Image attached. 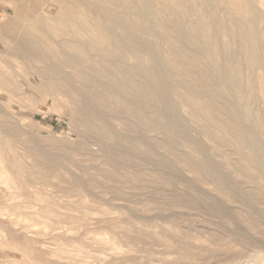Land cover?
I'll use <instances>...</instances> for the list:
<instances>
[{"label":"bare ground","instance_id":"bare-ground-1","mask_svg":"<svg viewBox=\"0 0 264 264\" xmlns=\"http://www.w3.org/2000/svg\"><path fill=\"white\" fill-rule=\"evenodd\" d=\"M77 1H78L77 3L79 4L78 7H75L74 9L71 10L68 7V10H70L74 15H77L78 17L74 19L70 18V11H67L66 16L63 17L62 19V22H64V24L68 26V28H70L71 30L68 31L66 29V31H63V35L60 37L45 33L43 28H41L38 25L36 27L40 29V31H44V33H41V35L34 34L30 30L29 31L27 30V32H25L23 35L22 34L19 35L18 33L19 31L17 33L14 31V34L16 33L19 36L15 35L16 37H13L9 47L10 50L15 54L14 56L16 57L18 56L19 59H20L19 56H22L24 58H32L37 63L44 64L45 71H43V73L45 74L42 75H45L44 77L47 76V78L50 77V79H52L53 81L57 80L54 83H51L49 81L50 83H45V85L48 88L52 89L56 94L57 93L61 94L62 83L60 81L62 80L63 83L66 82L68 79L67 76L75 75L80 80V84H79L80 86H78V88L75 89V93L73 95L74 97L72 98L73 112L75 119L77 120L78 123L77 125H79L78 127L79 137L81 138L80 139L81 141H79L76 144L75 148H73L75 155L78 157L89 158V160L90 158L95 160L104 159L103 161H101L104 164V167L100 166L101 163L97 165L98 167L95 166L97 168L96 175L103 177L105 176L108 179L110 178V180L115 183V185L112 186V190H114L115 192L119 190L115 188L117 187L116 186L117 183L124 184L126 182V184H128L129 182L133 185L136 184L135 186L132 185L133 190L134 187L138 185L141 187L143 184H145L144 182L146 179L144 176L147 175H144V172H142L143 170L140 167L142 166L140 165V162L148 161L149 162L148 164L150 165L149 168L151 174L150 179H152V181L153 180L158 181L159 179L161 180V178L158 179L157 177H161V175H163V177L165 176L166 181L164 182L163 179L162 181L164 182L165 185L169 186L170 189L172 188L173 191L175 192L174 197L176 204H183V205L189 204L198 207L199 210L201 209L204 210L207 214H209V216H213V218L217 217L222 220L230 219V221L232 218H234L233 215L235 209L236 211L241 210V212L238 211V213H241L239 214L238 218L242 217L240 218L242 220L245 219V217L251 218L253 221L252 223L254 225H251L252 223L250 225L254 226V228L256 226H260L261 224L259 225V223L261 222L263 225L264 222V0H108V2L110 1L109 3H113L115 6H117V8L119 7L120 11L117 8L115 9L103 5L100 2V0H77ZM63 2L64 1H62V3ZM54 6L55 5L53 4L52 7ZM36 11L38 10L36 9ZM28 13L30 14L31 12ZM29 14H27V18ZM35 14L38 15L37 13ZM71 25L73 28L70 27ZM14 26L16 25H13V27ZM17 29H13V30H17ZM154 39H156L157 41H155ZM163 45L166 46L165 51H163V49L161 50V46L164 47ZM36 74L38 75V73ZM5 82L6 81L4 78L3 80L0 79V92H3V88H4L3 84ZM67 86L72 88L69 85ZM68 87H66V89ZM256 97L262 99V101L260 100L262 102V106L259 105L258 108L254 107L255 101L257 99ZM15 128L13 126H10V124H6L4 120L0 121L1 185L2 183H4L6 186H8V188L11 191L9 193L7 192L5 193L10 194L12 198L13 197L17 198L19 196L20 197L22 196L24 198L25 200V201L23 200L24 203L19 201L21 199L20 197L17 198L19 200L18 202H16L17 204L14 205L15 207L23 208L25 207L24 204L25 205L27 204V206H29L31 202H37L36 204L40 203L37 209L38 213L45 215H47L48 213L54 214L55 208L49 202L47 198L48 196L45 197L44 195L45 193H43L40 189L35 190L36 186H33L37 183L38 184L42 183L45 186L47 184L50 185L52 184V182L50 183V180H48L49 178H47V176L40 175V178L37 177V175H39L40 173H38L39 171L34 170L36 166H40V169L47 168V170L51 168V165L48 162H46L47 152L41 150L42 148L39 149L40 147L36 148L37 146L33 148L27 146L26 144L27 142L23 139L20 131ZM193 130L196 131L197 135L195 136L197 137L192 135V133L195 132ZM159 149H161L160 150L161 152L159 151ZM162 149L165 150V153L166 154L168 153L169 155L168 156L163 155ZM51 155L52 154H50V156ZM25 157L26 158L28 157V159L29 158L32 159L33 157V160L35 159L34 164L29 163L27 161L28 159L24 160ZM50 160L52 161V159ZM52 162H54V160ZM120 167H123V171L120 170L122 169ZM147 169L145 170L147 171ZM41 171L43 172V170ZM52 172L53 174H55V176L61 174V173H57L58 171L57 172L52 171ZM188 174L190 175L192 174V177L188 176ZM8 178H10V180ZM57 178L59 177L57 176ZM177 182L180 183L183 182L186 189L185 190L183 189L181 191L180 189H177L176 187ZM70 183L74 187L76 196L78 197L77 200H79L81 203H84L87 188L83 187L82 183L78 181V178L77 179L73 178L70 181ZM194 183H196V185L201 183L204 186L211 185L209 186L210 188L207 186L206 187L209 189H211L212 187V191L216 193V196L217 195H220V197L222 196V198H224L226 203L222 202L221 200H218V197H216L215 195L211 196L212 193L211 195L209 193L205 194L204 191L203 192L201 191L202 190L201 188H200L201 190L199 189V187L202 185L194 186ZM42 184H40L41 187ZM102 185L104 186V184ZM37 186L39 187V185ZM196 187H198L199 190ZM100 188L102 187L100 186ZM146 188H148L147 185ZM9 189L7 190L9 191ZM160 189H163V187H161ZM108 192H110V190ZM108 192L106 191V193ZM101 193H97V194L95 193V194L102 195ZM168 196L169 195H167V197ZM98 197L101 199L103 196L102 197L98 196ZM170 198L171 200H173L172 199L173 197ZM9 199H11V197ZM49 199L51 200V198ZM12 201L14 202L13 199ZM173 202L172 205L174 204ZM228 202L233 205L231 206L230 204H227ZM5 203L7 204L6 201ZM11 205L13 206V203ZM88 205L89 204H87V208ZM3 206H5V204ZM14 206L12 207V209H15ZM155 206L157 205L155 204ZM179 206L181 207V205ZM146 208L144 210H146ZM188 208L186 207V210ZM7 209L11 210L10 207L8 208V206H6V210ZM6 210L4 211L6 212ZM81 210L83 212V208ZM142 210L140 212L143 213ZM174 210L175 209H173V211ZM11 211L8 212L11 213ZM31 211H33L32 207H31ZM150 211L152 212V210ZM163 211L165 210L163 209L162 212ZM2 212L3 210L0 212V214H2ZM147 212L149 213V211ZM168 212L170 213L171 211ZM20 213L21 212H19V215H21ZM146 213L144 212L145 215ZM196 213L197 212H195V214ZM81 214L85 215L84 213ZM195 214L192 215L195 216ZM11 215H13V213ZM153 215L156 214H152V216ZM160 215H162V213ZM205 215L206 214L204 213V216ZM23 216L25 215L23 214ZM141 216L142 215H140V217ZM157 216L159 217L158 219L159 221L161 217L159 215ZM87 217L86 219L88 221L89 219L91 220V218H89V215ZM158 217H154V219ZM172 217L173 216H171L170 218ZM61 218H63L65 222H68L70 224V228L76 227L79 224V222H81L82 219L65 213L63 216H61ZM136 218L138 217L136 216ZM7 219L8 218L6 217V220ZM41 219H43V217H41ZM86 219H84V221ZM172 219H176V218H172ZM240 219L238 220L239 222ZM139 220L136 223H138ZM150 220L151 222L153 221V219ZM9 221L11 222V220ZM102 221L100 223H102ZM106 221L104 223L105 225H106ZM141 221L140 223L144 222ZM158 221H156L157 223L154 222L156 223V225L154 226H158L157 224L161 222ZM97 222L95 221L96 224ZM218 222L220 221L218 220ZM132 223L134 224L135 222ZM246 223H242V224L243 225L245 224L246 226ZM63 224L61 226H63ZM147 224L150 223L147 222ZM175 224L177 225L178 223ZM175 224L173 225L175 226ZM210 224L211 223H209V226H212L214 223H212V225ZM55 225L57 226V224ZM114 225H115L114 223L111 224L113 228ZM141 225H144V223ZM159 225L161 226L163 225V223ZM168 225L170 227L171 224L169 223ZM138 226L140 227V225ZM138 226L136 225L137 228ZM147 226L145 225L141 226L143 227L141 229H144V227L150 229L153 228L152 226L151 227L150 226L147 227ZM216 226L217 224L215 225V227ZM229 226L232 225L229 224ZM247 226L248 228L250 227L249 224ZM4 227H6V225ZM133 227L135 226L133 225L129 229ZM49 228H52V226ZM167 228L165 226L164 228H159L160 230L158 229L159 230L158 231L156 230L157 228L155 229L154 227V230H151V232H146V229L145 231L143 230L142 232H139L140 231L139 230L138 232L141 235L140 236L141 238L140 237L139 238L142 239L143 242L152 241L153 244L156 243L157 246L156 248L162 253H166L168 252L169 249L171 250V248H173V244H174L173 242L176 241V240L173 241L174 239L173 237H172L173 239L169 237L171 240L166 236H165L166 238L164 237V232L167 230ZM183 228L181 227V229L180 228L179 229L182 231ZM129 229L128 231H131L135 228L131 230ZM172 229H174L173 231L176 233L180 231L177 230L178 231L177 232L174 227ZM191 230L192 228H190V231ZM249 230L252 233L251 235H254V233H256L255 230H251L250 228ZM190 231L189 229L186 230V232H190ZM208 231L209 229L207 230V232ZM210 231H214V230L210 229ZM218 231L216 232V234L218 233ZM236 231H240V230L236 228L235 232ZM245 231H247V229ZM161 232L163 233V236L162 234H160ZM133 233L135 234V232ZM133 233H130L132 234V236H129L130 234L128 235V239L126 238L127 250L126 251L120 250L121 251L120 254L114 253L120 255V257H118L119 259H117V257L113 258L118 260V264H153L157 262L159 263L160 258L161 260H163V257L165 255L167 256L170 255L169 256L171 257L170 259L174 260L172 258L173 256H171V254L169 253L163 254V256L159 255L161 256L160 258L156 257L154 255L156 251L154 252V250L152 252H149L147 256H143L146 255L144 254L146 253L145 251L146 249L144 248L146 246L142 245V247L144 246L143 248L139 247V244L137 246L136 245L137 243L135 244V242H139V240L137 241L136 239L137 233H136V237L133 236ZM193 233H194L193 231L190 232V234ZM210 233L208 234L210 235ZM226 233L228 232L226 231ZM179 235H182V237L180 236L179 239L180 242L179 241L175 242L177 244L179 242L178 248H181L180 245H182V247L183 245L184 247L185 245H187L186 247H188L189 245L185 244L189 239L188 235L183 236V234L180 233ZM179 235H177V237ZM197 235L198 234H196L194 239L190 237L189 240L193 239V242L196 243L199 240L205 241L201 239V237L204 238L203 234H201L202 235L201 237L200 235H198L200 238L197 237ZM219 235H221V233H219L217 236L219 237ZM237 235H241V234H237ZM260 235H262L263 239L259 238L258 236L251 237L249 235L248 237H245L243 235L239 237H242V244H244L246 248L247 246L250 245L255 246L257 248L258 247L264 248L263 228L260 231ZM227 236L225 237L224 235L223 238L225 239L219 238L220 240H222V243L223 241H225V243H223L225 245L227 244L226 243ZM57 237L61 238L62 236L59 235ZM113 237L114 236H112V238ZM196 237L198 238V240L195 239ZM62 239L64 238L62 237ZM236 239L237 241L241 240L239 238ZM216 240L213 241L208 240L210 241V244L208 243V246L211 245L212 242L214 241L216 242ZM227 240H230L229 237ZM98 241H99L98 243L104 244L102 238L99 239ZM217 242H221V241L217 240ZM6 243L7 242L0 241V246L5 245ZM205 243L206 242H204V244ZM200 244L202 245L203 242ZM236 244L234 243V246L233 245L232 246L235 247ZM118 245H120V243ZM195 245L196 244L194 243L193 246L194 248ZM217 245L214 246L218 248ZM116 246H114L115 249ZM224 246L223 247L221 246L219 248L228 249V248H224ZM238 246L234 248L236 249V251ZM148 247L150 248L151 245ZM186 247H185L186 250L190 248V247L189 248ZM215 247L212 249L211 247L209 248L205 247L207 249L204 250L205 251L208 249L213 250L216 249ZM240 247L238 249H240ZM242 247L243 248H241V250H244L245 249L244 246ZM29 248L32 247L30 246ZM34 249L35 250L32 251H35L34 253L37 256L34 257L32 255L34 259L32 262L30 261L31 264H76L77 262L76 260L78 261L81 260V258L80 260L78 258L76 259V257L72 258V256H69V253L68 255L66 254V256H64L63 253H62L63 255L59 254L62 251L64 252V250L60 251L61 249H58V251L41 250L38 248V246L37 248ZM185 249H183V251ZM147 250L149 249L147 248ZM158 250L157 253H159ZM179 250L177 251L179 252ZM231 250L235 251L233 249ZM2 251L3 250H1V252ZM106 251L109 252V250L107 249ZM16 253L18 254V252ZM238 253L241 252H237V254L234 253L235 254L234 256L239 255ZM52 254L54 255V257L51 256ZM78 254L81 255V253ZM172 254H174V252ZM201 254L204 255L203 251ZM156 255L158 256V254ZM175 255H177V253ZM222 255L221 257H223ZM254 255H250V256L251 257L253 256L255 257V259H258L256 258L259 257L257 256L258 254L256 256ZM219 256L217 255V259ZM191 257L189 259L192 260ZM215 257L216 256H214V258ZM86 258L84 257L82 260ZM164 258L166 260V256ZM209 258H211V256L208 257L207 259ZM225 258L228 259L227 256ZM89 259H91L90 256ZM93 259L94 258L92 257V260ZM189 259L188 261L187 260L185 261L189 262L190 261ZM194 259L195 258H193L192 261H194ZM226 259L225 261H227ZM95 260L97 261L96 257ZM109 260L112 261V259ZM17 261L19 262V260ZM98 261L103 263V260L102 261L98 260ZM87 262L88 261H86V263ZM96 263L98 262H95V264ZM170 264H172V262Z\"/></svg>","mask_w":264,"mask_h":264},{"label":"rangeland","instance_id":"rangeland-1","mask_svg":"<svg viewBox=\"0 0 264 264\" xmlns=\"http://www.w3.org/2000/svg\"><path fill=\"white\" fill-rule=\"evenodd\" d=\"M22 1V2H21ZM62 1H64L62 3ZM69 2V3H66V2ZM51 2V3H50ZM73 2V3H71ZM78 1L77 0H0V79L3 80V78L5 79L6 82L8 83H4L3 86V92H0V121L1 120H4V122L6 124H10V126H13L15 129H18L23 137V139L27 142V146L33 148V147H40L39 149L41 150H44L45 152H47V155L50 156V154H54L52 157L50 156H47L46 155V162H48L50 165H51V168H49L47 170L46 169H40V166H36V168L34 170H37L39 171L38 173H40L39 175H37V177L40 178V175H44V176H47V178H49L48 180H50V183L52 182V186L50 184H47L46 186L43 185L42 183H37L33 186H36L35 187V190L36 189H40L43 193H45V197L48 198L49 202L52 204V206H54V214L53 213H48L47 215L45 214H40L38 213V207L40 205V203L36 204L37 202H31L29 206H27V204L24 206L25 207H15L14 205L17 204L16 202H18L19 197L17 198H12V196L10 194H7L9 193L11 190L8 188V186H6L4 183H2L1 185V182H0V212L3 210V212H5L4 210H6V206H8V208L10 207L11 210H8L9 212L11 211V213H9L7 210L5 213L2 212V214H0V239H3V240H0L1 242H7L5 245H2L0 246V264H31L30 261L32 262L34 257H36L37 255H35V251H32V250H35L34 248H38L41 249V250H57L58 249H61L60 251L64 250V252H58L59 254H64V256H66V254L68 255L69 253V256H72L73 257H76V259L78 258L80 261L76 260V264H95V262H98L96 264H103L104 261L105 263L104 264H118V260L119 259L118 257H120V255H117V254H120L121 251H126L127 250V239H128V235L130 233H133L135 232V234L133 233V236L136 237V233H137V241L139 240V242H135V244L138 246L139 244V247H142V245L146 246L144 247L146 250V255H143V256H147L149 254V252H152L154 250V255L156 257H161L159 255H162L163 254H171V256H173L172 258L175 260H172L170 259L171 257H169L170 255H165L166 256V260H165V256L163 257V260H161L160 258V261L159 263H153V264H163V263H168L170 264L172 262V264H176L178 261L177 264H184L188 259L191 257L192 260L193 258L194 261H192L191 259H189L190 263L189 262H186L187 264H264V248H261V247H255V246H247V248L245 247L244 244H242V237H239V236H245V237H248L249 236H258L259 238H262V235H260V231L261 229L263 228L264 229V222H263V225H262V222L259 223V225L261 226H256L254 228V226H251V225H254L252 222V219L251 218H246L245 219H240L242 217H239V214L241 213H238L241 212V210H237L235 209L234 211V215L230 221V219L227 221L226 219L222 220L220 218H217V217H214L213 216H209V214H207L204 210H199L198 207H195V206H192V205H189V204H176L175 203V192L173 191V189L167 185L164 184V182L166 181L165 180V176L163 177V175H161V177H157L158 179L161 178V180L158 182L157 180H153L150 179V165L148 164L149 162H140V166L142 168V172H144V175H147V176H144L145 179V184L144 187L143 185L140 187L136 186L134 187V190H133V184L129 183L126 184V182L123 184V183H117L115 187L118 191V193H116L114 190H112V186L115 185L114 182H112L110 180V178L108 179L107 177H103V176H99V175H96L97 171H96V167H98L97 165L101 163V167H104V164L101 162L103 160H95V159H91L89 160V158H83V157H78L75 155L74 153V149L76 144L81 141L80 137H79V125H77V120L75 119V116H74V112H73V106H72V98L74 97V93H75V89L78 88V86H80V80L75 76H67L68 79L66 82L63 83V81L61 80L60 82L62 83V91H61V94L59 93H55L52 89L48 88L45 83H54L56 82L57 80H52L50 79V77L47 78L44 77L45 75H42V74H45L43 73V71H45V65L44 64H41V63H37L34 59L32 58H24L22 56H19L20 59L18 58V56H14L15 54L10 50V44H11V40L13 39V37H16V36H19L20 34H24L25 32H27V30L29 31H32L34 34H37V35H41V33H47V34H50V35H56V36H62L63 35V31H66V29L69 31L71 30L70 28H68V26H66L64 24V22H62V19L63 17L66 16V12L67 11H70L71 9H74L75 7H78ZM100 2L105 5V6H109L111 8H117V6H115L113 3H109L108 0H100ZM19 3V4H17ZM50 4V5H49ZM55 5L54 7H52V5ZM64 5V6H63ZM67 8H66V7ZM31 7V8H30ZM34 7V8H33ZM68 7L70 10H68ZM19 11H18V10ZM36 9L38 11H36ZM41 9V10H40ZM66 9V10H64ZM119 11H120V8L118 7L117 8ZM30 10V11H29ZM35 13H37L38 15H36ZM17 11V12H16ZM16 12V13H15ZM20 12V13H18ZM28 12H31L30 14ZM23 13V15H22ZM26 14V16H25ZM27 14L28 15V18H27ZM54 14V15H53ZM34 17H33V16ZM36 16V18H35ZM31 17V18H30ZM33 17V19H32ZM56 17V18H55ZM78 16L77 15H74L71 11H70V18L74 19V18H77ZM32 20H30V19ZM35 18V19H34ZM19 19V20H18ZM31 21V22H30ZM10 22V23H9ZM13 22V23H11ZM10 25H9V24ZM25 23V24H24ZM16 25L13 27V25ZM40 26L41 28H43L44 31H40V29H38L36 26ZM72 27V25L70 26ZM8 28V29H7ZM18 28V29H17ZM73 28V27H72ZM13 29H17V30H13ZM10 31H13V32H10ZM14 31L18 34H14ZM14 35V36H13ZM16 35V36H15ZM155 41H157L156 39H154ZM159 42V41H158ZM160 44V43H159ZM164 46V45H163ZM5 48V49H4ZM166 46L162 47L161 46V50L163 49V51H165L166 49ZM70 50V49H69ZM71 51V50H70ZM73 52V51H72ZM17 58V59H16ZM16 59V60H15ZM7 61V62H6ZM11 67V68H10ZM44 67V68H42ZM10 68V69H9ZM15 70V71H14ZM41 70V71H40ZM38 73V75L36 74ZM41 73V74H40ZM41 75V76H40ZM6 76V77H5ZM44 77V78H43ZM8 78V79H7ZM8 81H7V80ZM48 79V80H47ZM42 80V81H41ZM52 80V81H51ZM50 81V82H49ZM39 82V83H38ZM69 82V83H68ZM8 85V86H7ZM67 85L71 86L72 88L68 87ZM66 87H68L66 89ZM9 89V90H8ZM70 90V92H69ZM73 92V94H72ZM63 94V95H62ZM67 94V95H66ZM71 95V96H70ZM68 97V98H67ZM70 98V99H69ZM256 101H255V104H254V107L255 108H258L259 105L262 106V99H259L258 97H256ZM261 100V101H260ZM260 101V102H259ZM71 102V103H70ZM258 104V105H257ZM11 116V117H10ZM4 118V119H2ZM17 121V122H16ZM18 127V128H17ZM21 127V128H20ZM23 129V130H22ZM195 131V130H193ZM192 131V132H193ZM193 136L197 135L196 134V131L192 133ZM199 136V135H198ZM30 137V138H29ZM197 137V136H195ZM40 143V144H39ZM75 143V144H74ZM34 144V145H33ZM61 144V145H60ZM42 145V146H41ZM57 145V146H56ZM74 146V147H73ZM161 149H159L160 151ZM161 152V151H160ZM167 152V151H166ZM162 153L163 155H166L168 156L169 154L165 153V150L162 149ZM161 153V154H162ZM54 157V158H53ZM49 158V159H48ZM61 158V159H60ZM83 158V159H82ZM28 159V157L24 158V160ZM50 159H52V161L54 160V162H52ZM65 159V161H64ZM68 159V160H67ZM29 163H33L35 162V159L33 160V157L32 159L29 158L27 160ZM80 163H79V162ZM106 161V160H105ZM107 162V161H106ZM78 163V164H77ZM146 164V165H145ZM93 165V166H92ZM120 165V164H119ZM96 166V167H95ZM147 166V167H146ZM39 167V168H38ZM68 167V168H67ZM63 168V169H62ZM122 169H120L121 171H123V167H120ZM148 168V169H147ZM51 169V170H50ZM147 169V171L145 170ZM43 170V172L41 171ZM72 170V171H71ZM57 172V173H61V174H58L55 176V174H53V172ZM68 171V172H67ZM146 171V173H145ZM42 172V173H41ZM47 172V173H46ZM71 172V173H70ZM46 174V175H45ZM64 175V177H63ZM74 175V176H73ZM81 175V176H80ZM57 176L59 178H57ZM62 176V177H61ZM188 176L192 177V174H188ZM73 178H78V181L80 183H82L83 187H86L87 188V191L89 189V191L87 192L86 191V195H85V201L84 203H81L78 199V197L76 196V193H75V190H74V187L72 186V184L70 183V181L73 179ZM10 180V178H8ZM163 179V181H162ZM92 180V181H91ZM149 180V181H148ZM101 181V182H100ZM111 181V182H109ZM98 182V183H97ZM150 182V183H149ZM70 185H69V184ZM93 183V184H92ZM111 183H114V184H111ZM180 182H177L176 183V187L177 189H180L181 190H185L186 187L184 185L183 182H181L180 184H178ZM40 184H42V187L40 186ZM86 184V185H85ZM104 184V186L102 185ZM107 184V185H106ZM120 184V185H119ZM149 184V185H148ZM183 187H182V185ZM39 185V187L37 186ZM106 185V186H105ZM111 185V186H110ZM119 185V186H118ZM124 185V186H123ZM128 185V186H127ZM133 185V186H132ZM146 185L148 188H146ZM151 185V186H150ZM177 185H180V186H177ZM202 185V186H200ZM44 186V187H43ZM48 186V187H47ZM51 186V187H50ZM100 186L102 188H100ZM194 186H200L199 189L204 193H209L211 196L215 195L216 196V193L212 191V187L211 189H209L211 185H206L204 186L203 184H197L194 183ZM47 187V188H46ZM73 187V188H72ZM104 187V188H103ZM109 187V188H108ZM150 187V189H149ZM156 187V188H155ZM161 187H163V189H160ZM168 187V188H167ZM178 187H181V188H178ZM185 187V188H184ZM3 188V189H2ZM42 188V189H41ZM50 188V189H49ZM54 188V189H53ZM70 188V190H69ZM91 188V189H90ZM128 188V189H127ZM143 188V189H142ZM145 188V189H144ZM158 188V189H157ZM198 189V187H196ZM9 189V191L7 190ZM34 189V187H33ZM104 189V190H103ZM106 189V190H105ZM122 189V190H121ZM124 189V190H123ZM148 189V190H146ZM157 189V190H155ZM165 189V190H164ZM169 189V190H167ZM176 189V190H177ZM198 189V190H199ZM205 189V190H203ZM62 190V192H61ZM73 192H72V191ZM110 190V192H108ZM121 190V191H120ZM154 190V191H152ZM171 190V191H170ZM175 190V191H176ZM211 190V191H210ZM94 191V192H92ZM96 191V192H95ZM102 193H101V192ZM106 191L108 193H106ZM132 191V192H131ZM158 191V192H156ZM173 191V193H172ZM209 191V192H208ZM7 192V193H5ZM91 192V193H90ZM118 194V195H116ZM153 194H152V193ZM161 192V193H160ZM170 192V193H169ZM47 193V194H46ZM64 193V194H62ZM90 195H89V194ZM97 193H101L102 195H96ZM149 193V194H148ZM165 193H166V196H165ZM215 193V194H214ZM94 196H93V195ZM157 197H156V195ZM164 194V195H163ZM173 194V195H172ZM194 194V192H193ZM60 195V196H59ZM114 195V196H112ZM150 195H153V196H150ZM167 195H171L170 197H173L171 200V198ZM102 197L101 199L98 197ZM121 196V197H120ZM133 196V197H132ZM164 196V197H163ZM195 196V195H194ZM11 197V199H9ZM58 197V198H57ZM113 197V198H112ZM117 197V198H116ZM120 197V198H119ZM130 197V198H129ZM216 197H218V200H221L222 202H225L224 198H222V196L220 197V195H217ZM220 197V198H219ZM4 198V200H3ZM21 199L19 201H21L22 203H24V198L21 196L20 197ZM23 198V199H22ZM51 198V200L49 199ZM94 198V199H93ZM116 198V199H114ZM152 198V199H151ZM160 198V199H159ZM167 200H166V199ZM12 199L14 200V202L12 201ZM121 199V200H119ZM149 199V200H148ZM8 200V201H7ZM24 200V201H23ZM78 202H77V201ZM88 200V201H87ZM125 200V201H124ZM148 200V201H147ZM155 200V201H154ZM160 200V201H159ZM5 201L7 202V204L5 203ZM11 201V202H10ZM104 201V202H103ZM129 201V202H128ZM140 201V202H139ZM164 201V202H163ZM167 201V202H166ZM174 201V202H173ZM9 202V203H8ZM19 202V203H21ZM88 202V203H87ZM145 202V203H143ZM169 202V203H168ZM172 202L174 203L172 205ZM13 203V206L15 209H12V204ZM80 203V204H79ZM134 203V204H133ZM142 203V204H141ZM149 203V204H148ZM160 203H163V204H160ZM167 203V204H166ZM226 203V202H225ZM5 204V206L3 205ZM34 204V205H33ZM86 204V205H84ZM87 204L88 205V208H87ZM111 204V205H110ZM120 204V206H119ZM126 206H125V205ZM155 204L157 206H155ZM159 204V205H158ZM227 204H230L229 202ZM2 205V206H1ZM37 205V206H36ZM42 205V204H41ZM162 208H161V206ZM165 205V207H164ZM173 207H172V206ZM181 205V207L179 206ZM231 206L233 204H230ZM17 206V205H16ZM28 208H27V207ZM35 209H34V207ZM83 206V207H82ZM92 206V207H91ZM120 208H119V207ZM132 206V207H130ZM147 208H146V207ZM149 206V207H148ZM159 206V207H158ZM178 206V207H177ZM184 206V208H183ZM30 207V208H29ZM31 207L33 209V211H31ZM78 207V208H77ZM95 207V208H94ZM137 207V208H136ZM146 210H144L145 208ZM158 207V208H157ZM168 207V208H167ZM170 207V208H169ZM186 207L188 208L186 210ZM21 208V209H20ZM27 208V209H26ZM62 208V209H61ZM83 208V212H82V209ZM90 208V209H89ZM101 208V209H100ZM111 208V209H110ZM152 208V209H150ZM166 208V209H165ZM192 208V209H191ZM195 208V209H194ZM20 209V210H19ZM26 209V210H25ZM29 209V210H28ZM87 209V210H85ZM92 209V210H91ZM95 209V210H94ZM122 209V210H121ZM143 209V210H142ZM149 209V210H148ZM165 210L162 212V210ZM173 209L175 210L173 211ZM182 209V210H181ZM185 209V210H184ZM191 209V210H190ZM17 212H16V211ZM143 211L140 212V211ZM152 210V212L150 211ZM155 210V211H154ZM159 212H158V211ZM167 210V211H166ZM15 211V212H14ZM27 211V212H26ZM87 211V212H86ZM149 211V213L147 212ZM168 211H173L172 213L168 212ZM186 211V212H185ZM8 212V213H7ZM19 212H21L19 215ZM26 216H23V214ZM31 212V213H30ZM68 212V213H67ZM86 212V213H85ZM130 212V213H129ZM144 212L146 213V215L144 214ZM157 212V213H155ZM180 212V213H179ZM195 212H197L195 214ZM200 212V213H199ZM204 212L206 215L208 216H204ZM237 212V213H236ZM13 213V215H11ZM25 213H28V214H25ZM30 213V214H29ZM36 213V214H35ZM62 213V214H61ZM65 214H68V215H71V216H74V217H78V218H82L81 219V222H79V224L81 225H77L76 227H71L72 228V231H71V228H70V224L68 222H65V220L63 218H61V216H63ZM74 213V214H72ZM81 213H84L85 215L81 214ZM125 213V214H124ZM158 213H162V215L158 214ZM166 213V214H165ZM169 213V214H168ZM175 213V214H174ZM176 213H177V216H176ZM6 214V215H5ZM37 216H35V215ZM57 214V215H56ZM86 214L87 216L89 215V218H91V220L89 219V221L86 219ZM98 214V215H97ZM104 214V216H103ZM114 214V215H113ZM120 214V215H119ZM135 214H138V215H135ZM142 215L140 217V215ZM152 214H156V215H153ZM164 214V215H163ZM171 214V215H170ZM181 216H179V215ZM186 214V215H185ZM192 214H195L192 215ZM199 214V215H198ZM8 215V216H7ZM30 215V216H29ZM40 215H43V216H40ZM53 215V216H52ZM61 215V216H60ZM76 215V216H75ZM80 215V216H79ZM83 215V216H82ZM124 215V216H123ZM135 215V216H133ZM144 215V217H143ZM151 215V217H150ZM159 215L161 218L159 221H161L160 223H158L157 225L158 226H154L156 225V221H158L159 217L157 216ZM185 215V216H184ZM187 215H190V216H187ZM197 215V216H196ZM19 216V217H18ZM28 216V217H27ZM34 216V217H33ZM51 216V217H50ZM86 216V217H84ZM91 216V217H90ZM96 216V217H95ZM136 216L138 218H136ZM171 216H173L172 218H176V219H172L170 218ZM183 216V217H182ZM188 218H187V217ZM245 216V215H244ZM2 217V218H1ZM4 217H5V220H4ZM6 217L8 218L6 220ZM24 217V218H23ZM29 217H32V218H29ZM39 219H37V218ZM41 217H43V219H41ZM45 217V218H44ZM60 217V218H59ZM106 217V218H105ZM109 217V218H108ZM149 217V219H148ZM154 217H158V218H155ZM22 218V219H21ZM29 218V219H28ZM53 218V219H52ZM86 219L84 221V219ZM88 218V217H87ZM95 218V219H94ZM100 221H99V219ZM108 218V220H107ZM125 218V219H123ZM136 218V219H135ZM165 218V219H164ZM200 218V219H199ZM208 218V219H207ZM238 218V219H237ZM13 219V220H12ZM31 219V221H30ZM34 221H33V220ZM52 219V220H51ZM59 219V220H57ZM94 219V220H93ZM111 222H110V220ZM113 219V220H112ZM115 219V220H114ZM140 219V220H139ZM143 219V220H142ZM146 219V220H144ZM150 219H153V221L151 222ZM157 219V220H156ZM162 219V220H161ZM165 221H164V220ZM170 219V220H169ZM206 221H205V220ZM235 219V220H234ZM237 219V220H236ZM240 219V222L238 221ZM11 220V222L9 221ZM21 220V221H20ZM26 220H29V221H26ZM49 222H48V221ZM54 220V221H53ZM83 220V221H82ZM103 220V221H102ZM107 220V221H106ZM139 220L138 223H136L137 221ZM144 221V225L147 226V227H153L152 229L150 228H145L144 229H141L143 227L141 226H144V225H141L143 223H140V221ZM150 220V221H148ZM156 220V221H155ZM175 220V221H174ZM180 220V221H178ZM214 220V221H213ZM217 220V221H215ZM218 220L220 222H218ZM226 220V222H225ZM234 220V221H233ZM247 223H246V221ZM36 221V222H35ZM57 221V222H56ZM95 221H99L97 222V224L95 223ZM102 221V223H100ZM106 221V225L104 224ZM141 221V222H142ZM158 221V222H159ZM163 221V222H162ZM167 221V223H166ZM174 221V223H173ZM213 221V222H212ZM232 223H230V222ZM245 221V222H244ZM40 222V223H39ZM46 222V223H45ZM48 222V224H47ZM51 222V223H50ZM54 222V223H53ZM60 222V223H59ZM62 222V223H61ZM86 222V223H85ZM110 224H109V223ZM132 222H135L134 224ZM146 222V223H145ZM150 223V224H147ZM156 222V223H154ZM166 225H165V223ZM171 224L170 227L171 229L174 227L175 230L179 231L181 229V227H185L183 228V230L178 233L174 232L173 230L174 229H170L169 227V223ZM219 224H218V223ZM238 222V223H237ZM250 222V223H249ZM44 223V224H43ZM64 223V224H63ZM100 223V224H99ZM114 223V228L111 226V224ZM131 223V224H130ZM140 223V224H139ZM163 223V225H159ZM175 223H178L177 225L175 224V226L173 224ZM181 223V224H180ZM205 223V224H204ZM209 223H211L210 225H212V223H214L212 226H209ZM221 223V225H220ZM229 223L230 225L232 226H229ZM234 223V224H233ZM237 223V224H236ZM242 223H246V226L249 224V228L251 230H255L256 233H254V235H251L252 233L250 232L248 226L246 227L245 224L243 225ZM252 223V224H251ZM39 224V225H38ZM57 224V226L55 225ZM60 224V225H59ZM63 224V226H61ZM89 224V225H87ZM109 224V225H107ZM117 224V225H116ZM124 224V225H123ZM147 224V225H146ZM184 224V225H183ZM186 224V225H185ZM217 224V226L215 227V225ZM225 224V225H224ZM242 224V225H240ZM251 224V225H250ZM6 225V227H4ZM14 225V227H13ZM41 225V226H40ZM47 225V226H45ZM65 225V226H64ZM69 225V226H68ZM86 225V226H85ZM119 225H122V226H119ZM135 226L131 229L135 230H131L129 229L130 227L132 226ZM136 225H140V227L138 226V228L136 227ZM167 228V230L169 231H165L164 232V237L166 236L167 238L169 237H173V248H171V250L169 249L168 252L166 253H162L161 251H159L156 247V243L153 244L152 241H147V242H143L142 239H140L141 235L139 232H142L143 230L145 231L146 229V232H151V230H154V227L156 230H158L159 228H164L165 226ZM180 225V226H178ZM193 227H191V226ZM199 225V226H197ZM203 227H202V226ZM207 225V226H206ZM237 225H240V226H243V227H240V226H237ZM31 226V228H30ZM52 228H49L51 227ZM59 226V227H58ZM97 226V227H96ZM107 226V227H106ZM124 226V227H123ZM164 226V227H163ZM177 226V227H176ZM196 226V227H195ZM225 226V227H224ZM235 226V227H234ZM19 227V228H18ZM23 227V228H21ZM105 227V228H104ZM109 227V228H108ZM159 227V228H158ZM201 227V228H200ZM209 231L207 232L208 229ZM219 227V228H217ZM230 227V228H228ZM238 228L240 231H236L235 232V229ZM253 227V229H252ZM258 227V228H257ZM21 228V229H20ZM46 228V229H45ZM49 228V229H48ZM83 228V229H82ZM96 228V229H95ZM131 230V231H128V229ZM140 228V229H139ZM178 228V229H177ZM180 228V229H179ZM190 228H192V230L190 231ZM203 228V230H202ZM223 228V229H222ZM247 229V231L243 230V229ZM260 228V229H259ZM56 229V230H55ZM76 229V230H75ZM88 229V230H87ZM149 229V231H148ZM185 229V230H184ZM190 232H194L193 234H190V232H186V230H188ZM202 231H201V230ZM210 229L214 230V231H210ZM231 229V230H230ZM233 229V230H232ZM259 229V230H257ZM8 230V232H7ZM12 230V231H11ZM66 230V231H65ZM91 230V231H89ZM96 230V231H95ZM140 230V231H139ZM155 230V231H156ZM160 230V229H159ZM158 230V231H159ZM218 231V233L216 234V232ZM249 230V231H248ZM45 231V232H44ZM68 231V232H67ZM76 231V232H75ZM106 231V232H105ZM109 231V232H107ZM111 231V232H110ZM123 231V232H122ZM133 231V232H132ZM139 231V232H138ZM172 231V233H171ZM198 231V232H197ZM201 231V232H200ZM205 231V232H204ZM226 231L229 233H226ZM230 231V232H229ZM49 232V233H48ZM54 232V234H53ZM67 232V234H66ZM92 232V233H91ZM95 232V233H94ZM114 232V233H113ZM122 232V233H121ZM130 232V233H129ZM215 233V234H212V233ZM243 232V233H242ZM3 233V234H2ZM10 233V234H9ZM45 233V234H44ZM51 233V234H50ZM59 234L60 236H62L64 239L59 238L57 236V234ZM74 233V234H73ZM108 233V234H107ZM129 233V234H128ZM166 233V234H165ZM169 233V234H168ZM171 233V235H170ZM180 234H183V236H187L188 235V238L190 239V237H192L194 239V237L196 236V234L200 235V237L202 236L201 234H203L204 239L203 237H201L202 240H205V241H197L199 237L197 235V237L195 239H197V243L196 242H193V239L192 240H189L187 241V243L185 244H188L189 246L186 247L187 245H185L186 248H189L188 250L185 249L184 245L182 247V245H180L181 248H178L179 246V239H180V236L182 237V235H179ZM187 233V234H185ZM201 233V234H200ZM210 233V235L208 234ZM219 233H221V235H219V237L217 236ZM232 233V234H231ZM236 233V234H234ZM248 233V234H247ZM250 233V234H249ZM2 234V235H1ZM33 234V235H32ZM69 234V235H68ZM125 236H123V235ZM139 234V236H138ZM160 234H162L163 236V233L161 232ZM176 234V235H175ZM185 234V235H184ZM225 237L227 236L226 238V245L223 244L225 243V241H223L222 243V240L220 239H225L223 238L224 235ZM237 234H241V235H237ZM247 234V235H246ZM260 236H259V235ZM12 237H11V236ZM38 235V237H37ZM52 235V236H51ZM71 235V236H70ZM91 235V237H90ZM119 235V236H118ZM170 235V236H168ZM177 235H179L177 237ZM190 235V236H189ZM193 235V236H192ZM223 235V236H222ZM234 235V236H233ZM237 235V236H236ZM79 236V238H78ZM83 236V237H82ZM108 236V238H107ZM111 236V237H110ZM112 236H114L112 238ZM122 236V237H120ZM129 236H132V234H130ZM5 237V238H4ZM26 237V238H25ZM40 237V238H39ZM53 237V238H52ZM105 237V238H104ZM134 237V238H135ZM140 237V238H139ZM165 237V238H166ZM199 237V238H200ZM229 237L230 240H227ZM231 237V238H230ZM239 238L241 240L237 241L236 238ZM244 237V238H245ZM23 238V239H22ZM26 240H25V239ZM50 238V239H49ZM57 238V239H56ZM82 238V239H81ZM95 238V239H93ZM103 239V243L104 244H101V243H98L99 239ZM127 238V239H126ZM211 238V239H210ZM220 238V239H219ZM6 239V240H5ZM60 239V240H59ZM91 239V240H90ZM104 239H107V240H104ZM109 239V240H108ZM117 239V240H116ZM170 239V238H169ZM218 241H221V242H217ZM232 239V240H231ZM234 239V240H233ZM10 240V241H9ZM95 240V241H94ZM116 240V241H115ZM171 240V239H170ZM208 240H216V242H212L211 245L208 246V243L210 244V241ZM26 241V242H25ZM37 241V242H36ZM57 241V242H56ZM63 241V242H62ZM70 241V242H69ZM73 241V242H72ZM86 241V242H85ZM142 241V242H140ZM178 242L175 243V242ZM208 241V242H207ZM227 241H230V242H227ZM234 242L236 244L239 245H235L238 246L237 247V251L236 249H234L235 247L234 246ZM14 242V243H12ZM20 242V243H19ZM30 242V243H29ZM56 242V243H55ZM93 242V243H92ZM96 242V243H95ZM112 242V243H111ZM116 242V243H115ZM118 242V243H117ZM124 242V243H123ZM126 242V243H125ZM151 242V243H150ZM192 242V243H191ZM203 242V244L199 246V244ZM204 242H206L204 244ZM9 243V244H8ZM11 243V244H10ZM54 243V244H53ZM63 245H62V244ZM71 243V244H70ZM88 243V244H87ZM120 243V245H118ZM191 245H190V244ZM194 243L196 244L195 245V248L193 247L194 246ZM222 243V244H221ZM232 243V244H231ZM8 244V245H7ZM30 244V245H29ZM34 244V245H33ZM67 244V245H66ZM90 244V245H89ZM141 244V245H140ZM181 244V243H180ZM183 244V243H182ZM218 244V245H217ZM220 244V245H219ZM231 244V245H229ZM15 245V246H14ZM26 245V246H25ZM76 247H74V246ZM101 247H100V246ZM118 247H117V246ZM151 247L149 248L148 246ZM155 245V246H154ZM217 245L218 248H216L215 246ZM225 245V246H224ZM233 245V246H232ZM244 246V250H241V248H243L242 246ZM11 246V247H10ZM32 247V248H29V247ZM35 246V247H34ZM41 246V247H40ZM59 246V247H58ZM107 246V247H106ZM116 246V249L115 247ZM136 246V247H137ZM175 246V247H174ZM177 246V247H176ZM194 250H193V248ZM197 246V248H196ZM211 247L212 248H216V249H208V250H204V249H207L205 247ZM223 247L224 248H228V249H223V248H219V247ZM241 246V247H240ZM14 247V248H13ZM20 247V248H19ZM44 247V248H43ZM65 247V248H64ZM74 247V248H73ZM89 249H88V248ZM120 247V248H119ZM124 247V248H123ZM142 247V248H143ZM155 247V248H154ZM204 247V248H202ZM240 247V249H238ZM2 248V249H1ZM10 248V249H9ZM16 248V249H15ZM23 248V249H22ZM54 248V249H53ZM67 248V249H66ZM110 248V249H109ZM147 248L150 250H147ZM178 248V249H176ZM254 248V249H253ZM22 249V250H21ZM28 249V250H27ZM66 249V251H65ZM85 249H88V250H85ZM109 250L108 251H106ZM175 249V250H174ZM180 249V250H179ZM183 249H185L183 251ZM192 249V251H191ZM218 249V250H217ZM230 249V250H229ZM231 249L235 250V251H232ZM254 253L253 252V250ZM256 249V250H255ZM259 249V250H258ZM1 250H3L1 252ZM19 250V251H17ZM21 250V251H20ZM26 252H25V251ZM71 250V251H70ZM78 250V251H77ZM85 250V251H84ZM121 250V251H120ZM157 250L159 253H157ZM179 250V252L177 251ZM182 250V252H181ZM223 250V252H222ZM225 250V252H224ZM232 251V252H227V251ZM249 250V251H248ZM263 250V251H262ZM13 251V252H12ZM77 251V252H76ZM103 251V252H102ZM144 251V252H145ZM196 251V252H195ZM203 251V254L202 253ZM218 251V252H217ZM244 251V252H243ZM253 253H252V252ZM258 251V252H257ZM18 252V254L16 253ZM19 252H22V253H19ZM24 252V254H23ZM29 252V253H28ZM66 252V253H65ZM84 252V253H83ZM107 252V253H106ZM119 252V253H118ZM174 252V254H172ZM201 252V253H199ZM205 252H208V253H205ZM217 252V253H216ZM227 252V254H226ZM237 254V252H241V253H238L239 255L237 256H234L235 254ZM249 252V253H248ZM251 252V254H250ZM27 253V254H26ZM78 253H81V255L85 254L87 256H81L80 254ZM95 253V254H94ZM102 253V254H101ZM114 253H117V254H114ZM142 253V252H141ZM162 253V254H161ZM177 253V255H175ZM188 253V254H187ZM191 253V255H190ZM225 253V255H224ZM248 253V254H247ZM30 254V256H29ZM62 254V255H63ZM78 254V255H77ZM99 254V255H98ZM158 254V256L156 255ZM181 254V255H180ZM209 254V255H208ZM223 254V255H222ZM254 255L256 256H259V257H256L258 259H255V257H251L250 255ZM260 254V255H259ZM25 255V257H24ZM34 257H33V256ZM74 255V256H73ZM80 255V256H79ZM142 255V254H141ZM182 255H183V258H182ZM186 255V256H185ZM194 255V257H193ZM217 255L219 256L218 259H217ZM221 255L223 257H221ZM263 255V256H262ZM21 256V257H20ZM27 256V258H26ZM43 256V255H42ZM51 256L54 257V255L52 254ZM56 256V255H55ZM78 256V257H77ZM89 256L91 259H89ZM94 258L92 260V257ZM112 258H111V257ZM154 256V257H155ZM177 256V257H176ZM180 256V257H179ZM185 256V257H184ZM188 256V257H187ZM196 256V257H195ZM199 256V257H198ZM209 259H207L208 257H210ZM214 256H216L214 258ZM227 256L228 259H226L225 257ZM230 256V257H229ZM233 256V258H232ZM248 256V257H247ZM2 257V258H1ZM6 257V258H5ZM9 257V258H8ZM86 258L84 260H82L83 258ZM95 257L97 258V261L95 260ZM106 257V258H105ZM114 257H117V259H113ZM169 257V258H167ZM204 257V258H203ZM235 257V258H234ZM30 258V259H28ZM178 258V259H177ZM181 258V260H180ZM227 261H225V259ZM254 258V259H253ZM260 258V259H259ZM23 259V260H22ZM109 259H112L109 260ZM169 259V260H168ZM240 259V260H239ZM249 259V260H248ZM19 260V262L17 261ZM98 260H103V263L98 261ZM107 260V261H106ZM117 260V261H115ZM178 260V261H177ZM184 260V261H182ZM217 262H216V261ZM220 262H219V261ZM246 262H245V261ZM252 260V261H251ZM259 260V261H258ZM22 263H21V262ZM83 261V263H82ZM86 261L90 262V263H86ZM115 261V262H113ZM168 261V262H167ZM211 261V262H210ZM234 261V262H233ZM238 261V262H237ZM243 261V262H241ZM251 261V262H250ZM256 261V262H255ZM26 262V263H25ZM100 262V263H99ZM108 262V263H107ZM113 262V263H112ZM192 262V263H191ZM216 262V263H215ZM224 262V263H223ZM237 262V263H236ZM260 262V263H259ZM185 263V264H186Z\"/></svg>","mask_w":264,"mask_h":264}]
</instances>
